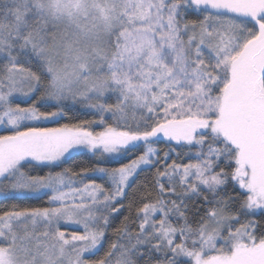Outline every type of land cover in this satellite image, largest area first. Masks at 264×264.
<instances>
[{
	"label": "snow or ice",
	"instance_id": "snow-or-ice-1",
	"mask_svg": "<svg viewBox=\"0 0 264 264\" xmlns=\"http://www.w3.org/2000/svg\"><path fill=\"white\" fill-rule=\"evenodd\" d=\"M0 133V264H264V0H0Z\"/></svg>",
	"mask_w": 264,
	"mask_h": 264
},
{
	"label": "trees",
	"instance_id": "trees-1",
	"mask_svg": "<svg viewBox=\"0 0 264 264\" xmlns=\"http://www.w3.org/2000/svg\"><path fill=\"white\" fill-rule=\"evenodd\" d=\"M21 106H26V105L22 104ZM41 110L48 111V110H55V109L45 107V108H41ZM95 118L96 117L88 111H84V110L69 111L67 113V116L64 117L63 119H60L58 123L57 122L42 123L41 126L56 127L63 123H78L81 120L95 119ZM93 130L100 131L101 128L94 126ZM156 146L163 150H167V144L164 142H161L160 144ZM92 166H94V158L90 154H78L75 156V158L72 161H70L68 165H66V167H71L74 170H79L81 168H89ZM149 176H150V173H145L141 175L140 179L137 181V185L141 183H145L146 178ZM128 214H129L128 212L122 209L121 214H117L119 216V220H117L116 223L118 224L120 221L123 220L124 216H127Z\"/></svg>",
	"mask_w": 264,
	"mask_h": 264
},
{
	"label": "rangeland",
	"instance_id": "rangeland-1",
	"mask_svg": "<svg viewBox=\"0 0 264 264\" xmlns=\"http://www.w3.org/2000/svg\"><path fill=\"white\" fill-rule=\"evenodd\" d=\"M49 122H51V121H49ZM49 122H43V123H49ZM0 134H2V133H0Z\"/></svg>",
	"mask_w": 264,
	"mask_h": 264
}]
</instances>
